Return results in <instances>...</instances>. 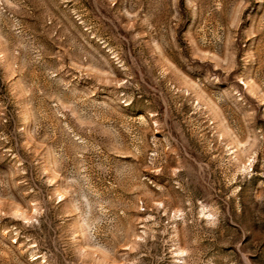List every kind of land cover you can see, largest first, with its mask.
<instances>
[{"label": "rangeland", "instance_id": "374dc122", "mask_svg": "<svg viewBox=\"0 0 264 264\" xmlns=\"http://www.w3.org/2000/svg\"><path fill=\"white\" fill-rule=\"evenodd\" d=\"M0 264H264V0H0Z\"/></svg>", "mask_w": 264, "mask_h": 264}]
</instances>
